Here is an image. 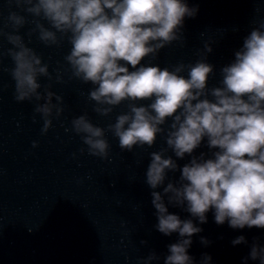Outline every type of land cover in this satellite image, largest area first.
<instances>
[{
  "label": "clouds",
  "instance_id": "1",
  "mask_svg": "<svg viewBox=\"0 0 264 264\" xmlns=\"http://www.w3.org/2000/svg\"><path fill=\"white\" fill-rule=\"evenodd\" d=\"M8 7L0 36L11 47L0 51V57L10 58L12 66L3 70L14 82L17 102H36L42 134L52 126L53 115L58 119L64 112L63 97L51 91V83H40L41 77H53L49 64L19 34L27 24L32 25L29 38L36 34L46 47L65 41L70 45L64 56L67 67L56 70L55 80L63 83L70 73V80L91 84L88 100L95 102V113L110 117L126 102L127 111L106 128L93 124L87 113L71 121V131L89 155L108 159V133L127 152L153 147L158 135L164 139L165 147L149 153L145 173V183L153 190L156 230L179 236L168 245L164 264H196L189 249L192 237L203 229L194 219L207 223L210 210L217 225L227 221L232 229H264V23L250 31L234 60L220 69L218 86L209 87L215 72L204 56L171 68L142 63L183 42L185 17L198 12L185 0H8ZM205 51H212L208 44ZM202 146L207 151L196 154ZM186 157L187 163L178 164ZM176 172L179 178L170 179L169 173ZM168 205L194 219H181ZM200 240L209 244L204 237ZM242 243H247L243 235L232 241L233 246ZM159 259L152 251L142 264ZM248 259L264 264V246L253 243L245 264ZM211 260L205 253L200 264Z\"/></svg>",
  "mask_w": 264,
  "mask_h": 264
}]
</instances>
